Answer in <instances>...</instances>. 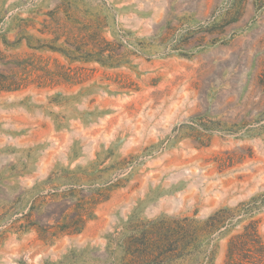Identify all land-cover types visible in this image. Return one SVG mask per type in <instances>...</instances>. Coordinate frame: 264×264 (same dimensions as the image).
<instances>
[{
  "label": "rangeland",
  "instance_id": "374dc122",
  "mask_svg": "<svg viewBox=\"0 0 264 264\" xmlns=\"http://www.w3.org/2000/svg\"><path fill=\"white\" fill-rule=\"evenodd\" d=\"M228 259L264 264V0H0V264Z\"/></svg>",
  "mask_w": 264,
  "mask_h": 264
},
{
  "label": "trees",
  "instance_id": "16d2710c",
  "mask_svg": "<svg viewBox=\"0 0 264 264\" xmlns=\"http://www.w3.org/2000/svg\"><path fill=\"white\" fill-rule=\"evenodd\" d=\"M233 244V243H232ZM234 248H232V249H230V257L234 254ZM236 252H237V246H236ZM227 264H230L229 263V259H228V262H227Z\"/></svg>",
  "mask_w": 264,
  "mask_h": 264
}]
</instances>
